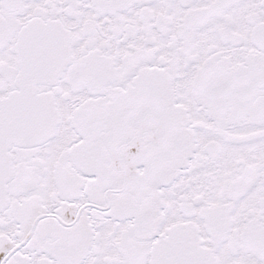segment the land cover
I'll return each instance as SVG.
<instances>
[{"label":"snow or ice","instance_id":"obj_1","mask_svg":"<svg viewBox=\"0 0 264 264\" xmlns=\"http://www.w3.org/2000/svg\"><path fill=\"white\" fill-rule=\"evenodd\" d=\"M0 264H264V0H0Z\"/></svg>","mask_w":264,"mask_h":264}]
</instances>
